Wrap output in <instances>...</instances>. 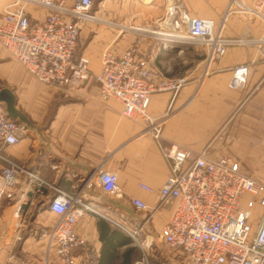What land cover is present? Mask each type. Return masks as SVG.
Segmentation results:
<instances>
[{
  "label": "crops",
  "instance_id": "obj_1",
  "mask_svg": "<svg viewBox=\"0 0 264 264\" xmlns=\"http://www.w3.org/2000/svg\"><path fill=\"white\" fill-rule=\"evenodd\" d=\"M171 1L93 0V10L100 21L83 27L77 43V54L89 59L91 74L67 88L36 80L0 42V87L13 92L16 108L28 121L24 124L19 120L25 127L20 141L2 149V154L24 171L18 177L12 198L0 197V264H62L48 238L57 219L47 203L53 188L76 191L93 207L94 211L83 215L75 226L77 234L86 241L76 252V264H96L101 248L98 219L108 221L106 214L110 211L133 225L149 212L136 209L131 198L148 206L155 204L156 196L139 185L158 190L169 175L170 161L162 147L179 146L190 159L202 151L211 159L229 157L238 162L245 174V165L264 161V54L249 46H230L222 57L207 66L204 49L200 48L198 57L189 60L184 55L191 52L186 46L191 42L181 41L185 43L182 45L179 41L172 46L171 38L165 36L170 33L164 19ZM182 1L190 15L203 18H218L226 4V0ZM10 2L0 0V24L2 7ZM27 12L32 24L46 15L44 8L34 5H28ZM262 33L264 22L236 14L227 18L223 30L227 37H257ZM137 38L139 55L164 76L189 75L176 93L164 90L150 97L148 113L163 119L158 139L141 120L124 116L120 102L102 97L94 78L105 49L119 56ZM11 59L17 64L14 71L27 76L17 82L16 88L1 81L12 78ZM241 64H249L251 70L244 88L234 89L230 87L232 70ZM206 69V75H202ZM0 108L4 109L3 104ZM4 164L0 159V169ZM101 171L117 174L120 195L103 192L97 180ZM30 173H36L51 186L43 188V194L35 193ZM18 204L20 210L15 216ZM174 206L175 202L169 201L152 213L144 225L148 237L159 235L172 217ZM124 248H119L116 264L136 262L137 258L122 263ZM172 253L160 251L158 259L149 264L172 263Z\"/></svg>",
  "mask_w": 264,
  "mask_h": 264
},
{
  "label": "built area",
  "instance_id": "obj_2",
  "mask_svg": "<svg viewBox=\"0 0 264 264\" xmlns=\"http://www.w3.org/2000/svg\"><path fill=\"white\" fill-rule=\"evenodd\" d=\"M28 5L44 8V19L32 24ZM2 13L0 42L36 80L67 88L90 77L89 59L77 54V43L83 27L100 21L93 10V0H72L70 4L66 0H11L2 7ZM233 14L264 22V0H226L218 18L192 16L182 0H172L164 19L170 33L165 36L201 45L207 66L230 46H249L264 54V33L257 37L224 36L225 22ZM139 42L137 38L134 46L119 56L105 49L94 78L102 97L120 102L124 116L141 120L158 139L163 119L148 113L150 97L164 90L176 93L189 75L164 76L139 55ZM250 70L249 64L234 67L230 87L243 89ZM206 73L207 69L202 75ZM24 134V125L0 108V159L5 163L0 169V197L12 198L24 171L17 162L6 158L2 149L17 144ZM161 150L170 161V173L158 190L139 185L154 194L156 202L148 206L131 198L136 209L149 212L133 233L144 228L154 211L173 201V215L159 234L162 243L175 253V260L169 264H264V183L243 173L238 162L229 157L211 159L202 151L190 159L188 152L176 145ZM29 176L39 195L43 188L51 186L36 173ZM97 180L104 193L121 194L116 173L101 171ZM53 189L47 203L57 219L48 233L49 244L54 246L62 264H76V252L86 241L77 234L75 226L83 215L94 210L78 192ZM19 210L20 204L15 216ZM136 264L149 262L144 257Z\"/></svg>",
  "mask_w": 264,
  "mask_h": 264
},
{
  "label": "rangeland",
  "instance_id": "obj_3",
  "mask_svg": "<svg viewBox=\"0 0 264 264\" xmlns=\"http://www.w3.org/2000/svg\"><path fill=\"white\" fill-rule=\"evenodd\" d=\"M172 41L171 44L172 46H176V44H179V41L176 40V38L171 37ZM180 44H185V43H181ZM134 46V45H132ZM132 46H130L129 48H131ZM186 46H188L189 48H191V52L187 55L190 59H194L198 57V53L201 52L200 48H203L201 45L196 44V43H188ZM128 48V49H129ZM1 58H0V62H1ZM12 64H13V69H12V78H10L9 80H3L1 79V81H4V83H7L9 85H13V87L16 88L17 82L21 79L24 80V78H27V76H23V74H17L14 71V67L17 65L12 59ZM192 64V63H191ZM17 67V66H16ZM15 67V68H16ZM190 67V66H189ZM20 69V68H19ZM23 73V72H22ZM29 78V77H28ZM54 102V101H53ZM53 102L51 103L50 107H49V111L47 113V116L49 114L50 116V112L52 109H50L53 106ZM22 115L24 116V119L22 120L23 123H28V121L26 120L27 117L25 116V114L20 110V108H17ZM22 123V122H21ZM22 123V124H23ZM244 171L247 172V174L253 176L254 178L258 179L259 181H261L262 183H264V161L261 162H257L255 164H247L244 166L243 168ZM129 215V214H127ZM106 217L109 219V223L111 224V226L118 228L119 230L123 231L125 234H127L131 240H132V246L136 249V258L137 261L142 260L144 257H146V259L148 260V262L152 263V261H156L157 258V254L161 251L165 254H171L172 250L167 249L164 244H162L158 238V234H154L153 237H148V233L145 231V229L143 228L142 230H140L139 232H137L136 234L133 233L135 229L138 228V224H128V222L124 223L123 219L120 218L119 215L108 211V213L106 214ZM160 234V233H159ZM136 239V240H135ZM171 252V253H170ZM174 254V253H172ZM175 255V254H174ZM136 261V262H137ZM136 262H134L133 264H136Z\"/></svg>",
  "mask_w": 264,
  "mask_h": 264
},
{
  "label": "trees",
  "instance_id": "obj_4",
  "mask_svg": "<svg viewBox=\"0 0 264 264\" xmlns=\"http://www.w3.org/2000/svg\"><path fill=\"white\" fill-rule=\"evenodd\" d=\"M101 248L96 264H116L120 247H125L121 253L122 263H129L136 258V249L131 246V238L123 231L110 225L105 219L97 221Z\"/></svg>",
  "mask_w": 264,
  "mask_h": 264
},
{
  "label": "water",
  "instance_id": "obj_5",
  "mask_svg": "<svg viewBox=\"0 0 264 264\" xmlns=\"http://www.w3.org/2000/svg\"><path fill=\"white\" fill-rule=\"evenodd\" d=\"M0 104H3L8 117L20 121L24 119L22 113L15 106L16 101L13 92L6 87H0Z\"/></svg>",
  "mask_w": 264,
  "mask_h": 264
}]
</instances>
